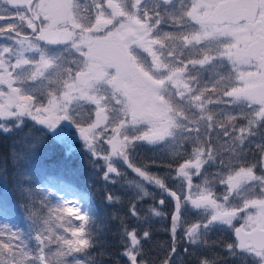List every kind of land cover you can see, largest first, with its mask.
Returning a JSON list of instances; mask_svg holds the SVG:
<instances>
[{
	"label": "snow or ice",
	"instance_id": "obj_1",
	"mask_svg": "<svg viewBox=\"0 0 264 264\" xmlns=\"http://www.w3.org/2000/svg\"><path fill=\"white\" fill-rule=\"evenodd\" d=\"M49 134L66 157L78 153V134L106 183H120L126 165L139 178L126 181L136 199H155L149 185L171 198L163 264L180 255L178 228L193 249L221 247L230 264H264V0H0V137L27 148L14 143L0 156V185L11 166L19 198L0 191V220L19 214L29 224L0 223V264H104L91 198L60 176L71 195L37 200L23 171ZM140 144L169 151L180 191L134 163ZM193 213L200 219L188 223ZM126 215L135 226L113 217L119 255L147 264L151 218L166 214L153 204L142 217L133 203ZM216 230L234 239L210 242Z\"/></svg>",
	"mask_w": 264,
	"mask_h": 264
},
{
	"label": "trees",
	"instance_id": "obj_2",
	"mask_svg": "<svg viewBox=\"0 0 264 264\" xmlns=\"http://www.w3.org/2000/svg\"><path fill=\"white\" fill-rule=\"evenodd\" d=\"M31 122H29L30 124ZM27 131V129H26ZM22 150H27L26 145L18 143L12 137H0V156L7 155L8 149L13 144ZM75 147L79 150L77 154L72 157L64 155V149L52 140L51 134L45 138L43 146L40 148L38 154L25 162L23 171L32 182V188L37 200L40 197H47L54 202L55 189H63V184L58 180L62 176L65 181H72L74 185L86 193L92 200L94 207L98 210L96 228L102 230L101 239L103 241V250L106 253L100 257L104 264H125L126 258L119 255L122 251L119 243V220L113 219L114 216H119L129 226H135L136 220L130 215H126L130 206L135 203L140 215L143 217L147 213L150 205L162 208L165 212V217L151 218L152 240L144 246V258L147 264H163V261L169 255L170 246L173 244L172 235L170 232L171 220L170 214L172 211V203L169 197L158 188L149 187L152 196L144 200L136 199L134 189L127 186L126 181L130 179H139L135 174L127 169L126 165H122V171L126 172V177L121 178L118 184H110L101 180V170L99 168L93 169L89 162L88 154L83 150V147L75 142ZM249 160H252L253 153L251 151L246 153ZM134 163L137 165H148L150 170L156 175L165 179V183L172 189L180 191L178 181L169 178L173 174V169L169 164L174 165L175 160L165 150L163 146H153L147 144H140L133 157ZM103 164V160L98 161ZM215 172L216 168L210 169ZM12 168L9 166V176L6 185H0V191L7 196L8 200L16 204L19 198L16 195L13 187ZM194 183L199 182V178L194 177ZM223 186H218L217 194L220 193ZM112 193L119 197V203L115 205H108L105 200V195ZM164 198L165 205H158V199ZM22 212V209L20 210ZM200 219L199 216L189 214L186 217L188 223L195 222ZM0 223L15 224L22 231L29 229V224L23 220L21 215H16L8 220H0ZM78 224L79 221H76ZM141 227H148V225L141 224ZM225 237H230L228 231H213L209 233V241L215 242L217 245L227 243ZM177 252L180 253L175 258V264H199L201 257L207 256L209 258L216 257L217 264H230L231 258L223 254L221 247L212 248H195L193 249L187 242V239L182 237V229L178 228L175 241ZM189 248L188 253H184L183 249ZM94 253L100 249H93Z\"/></svg>",
	"mask_w": 264,
	"mask_h": 264
},
{
	"label": "rangeland",
	"instance_id": "obj_3",
	"mask_svg": "<svg viewBox=\"0 0 264 264\" xmlns=\"http://www.w3.org/2000/svg\"><path fill=\"white\" fill-rule=\"evenodd\" d=\"M73 133H75V129H73ZM76 142L79 143L81 146H82V142L79 141V138H78V134L76 135ZM104 148H107V145H104L103 146ZM134 174V173H133ZM101 177V180L103 181L102 179V175L100 176ZM105 182V181H104ZM150 186V185H149ZM152 187V186H151ZM54 193V200L55 199H59L63 196H66V195H71L70 193H68L64 188L63 189H55V191L53 190L52 191ZM73 199H75V197L73 196L72 197ZM159 200V199H158ZM157 200V201H158Z\"/></svg>",
	"mask_w": 264,
	"mask_h": 264
},
{
	"label": "flooded vegetation",
	"instance_id": "obj_4",
	"mask_svg": "<svg viewBox=\"0 0 264 264\" xmlns=\"http://www.w3.org/2000/svg\"><path fill=\"white\" fill-rule=\"evenodd\" d=\"M236 226H239L242 221H236ZM228 234L230 235V237H225V239L227 240V242H230L232 239H234V236L232 235L231 231H228Z\"/></svg>",
	"mask_w": 264,
	"mask_h": 264
}]
</instances>
